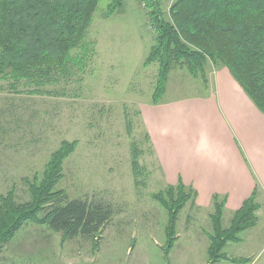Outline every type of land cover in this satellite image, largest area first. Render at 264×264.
<instances>
[{"label":"rangeland","instance_id":"obj_1","mask_svg":"<svg viewBox=\"0 0 264 264\" xmlns=\"http://www.w3.org/2000/svg\"><path fill=\"white\" fill-rule=\"evenodd\" d=\"M175 1L162 0L167 20ZM108 2L101 0L86 46L71 52L78 62L67 73L52 72L48 85L0 78V204L9 196L18 205L31 203V188L40 187L53 155L65 142L77 143L52 190L62 193L63 202L44 205L37 220L50 207L75 200L109 209L111 220L95 237L73 239L28 220L0 248V264H235L210 260L215 201L212 213L198 212L188 189L184 192L190 198L178 213L174 238L168 235L173 186L162 179L142 115V108L153 103L160 71L158 62L145 67L155 45L151 10L142 0H125L107 19ZM215 70L210 62L207 81ZM207 81L174 66L162 100L196 96L209 88ZM177 188L173 202L179 200ZM260 207L257 226L241 233L240 241L226 244L228 259L264 264V205ZM232 221L231 214L223 219L222 213V230Z\"/></svg>","mask_w":264,"mask_h":264},{"label":"trees","instance_id":"obj_2","mask_svg":"<svg viewBox=\"0 0 264 264\" xmlns=\"http://www.w3.org/2000/svg\"><path fill=\"white\" fill-rule=\"evenodd\" d=\"M125 0H110L106 18L110 19L124 6ZM149 13L155 35V45L145 61V67L158 62L159 79L153 95L158 105L166 94V86L174 66L186 67L194 79L206 69L225 67L264 114V0H176L169 10V20L162 11V0H142ZM101 0H0V78L11 77L15 82L28 81L48 85L52 72L65 74L73 62L71 52L84 48L89 29ZM210 61V62H209ZM77 143H64L47 165L40 187L34 186L33 200L18 205L12 196L1 199L0 248L15 238L24 222L38 221L54 233L73 239L79 235L95 237L111 220V211L75 200L66 205L50 207L44 218L37 220L44 205L63 202L62 193L53 189L60 180L64 160ZM172 208L169 236H174L177 216L190 194L181 184ZM157 200L162 202L160 196ZM225 201L215 198L213 217L215 236L211 237L209 258L213 263L231 261L223 254L228 242H238V236L258 224L260 206L253 194L234 214L231 227L222 230ZM168 207L167 205H165ZM174 238V237H173ZM172 239V238H171ZM171 241V240H170ZM173 243L171 242L170 245Z\"/></svg>","mask_w":264,"mask_h":264},{"label":"crops","instance_id":"obj_3","mask_svg":"<svg viewBox=\"0 0 264 264\" xmlns=\"http://www.w3.org/2000/svg\"><path fill=\"white\" fill-rule=\"evenodd\" d=\"M217 68L206 91L151 103L142 115L166 185L182 183L198 212L224 200L223 219H233L253 194L264 205V114L227 68Z\"/></svg>","mask_w":264,"mask_h":264}]
</instances>
